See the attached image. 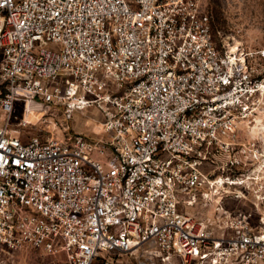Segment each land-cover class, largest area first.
Masks as SVG:
<instances>
[{
  "label": "built area",
  "instance_id": "obj_1",
  "mask_svg": "<svg viewBox=\"0 0 264 264\" xmlns=\"http://www.w3.org/2000/svg\"><path fill=\"white\" fill-rule=\"evenodd\" d=\"M207 1L0 0V246L46 264H264V215L246 208L264 47L217 39ZM89 105L98 138L69 123ZM14 119L41 131L22 140Z\"/></svg>",
  "mask_w": 264,
  "mask_h": 264
},
{
  "label": "rangeland",
  "instance_id": "obj_2",
  "mask_svg": "<svg viewBox=\"0 0 264 264\" xmlns=\"http://www.w3.org/2000/svg\"><path fill=\"white\" fill-rule=\"evenodd\" d=\"M207 10L211 15L213 34L219 39V34L224 37L226 35H234L236 39L241 41L249 48L264 47V0H208ZM21 111L17 110L15 116H21ZM32 121L33 116L29 117ZM14 119L11 129L16 131L22 140L40 133L39 125L21 126L15 123ZM102 116L94 105H89L83 109L73 111L72 119L69 120L70 126L91 138L101 136ZM246 152L249 153L252 144H247ZM259 149L260 159L258 163L264 164V139L261 143H256L255 148ZM258 164V165H260ZM264 169V167L262 168ZM257 191H251L247 194V210L254 212L255 223L257 216L264 215V174L260 181L254 184ZM262 198L263 205L254 207L251 201ZM46 258L42 257L36 250L23 246L14 251H8L0 246V264H46ZM129 264H136L133 257L125 259ZM175 262L179 259L174 257Z\"/></svg>",
  "mask_w": 264,
  "mask_h": 264
}]
</instances>
